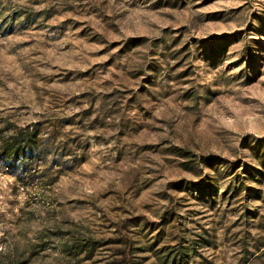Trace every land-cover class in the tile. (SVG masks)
Instances as JSON below:
<instances>
[{"label":"rangeland","instance_id":"1","mask_svg":"<svg viewBox=\"0 0 264 264\" xmlns=\"http://www.w3.org/2000/svg\"><path fill=\"white\" fill-rule=\"evenodd\" d=\"M26 125L0 264H264V0H0Z\"/></svg>","mask_w":264,"mask_h":264},{"label":"trees","instance_id":"2","mask_svg":"<svg viewBox=\"0 0 264 264\" xmlns=\"http://www.w3.org/2000/svg\"><path fill=\"white\" fill-rule=\"evenodd\" d=\"M38 135L39 129L35 125L18 127L9 134L0 135V158L15 161L26 156L27 151L37 145ZM207 159L210 160V158ZM187 249L188 247L184 246L173 259L186 260Z\"/></svg>","mask_w":264,"mask_h":264}]
</instances>
